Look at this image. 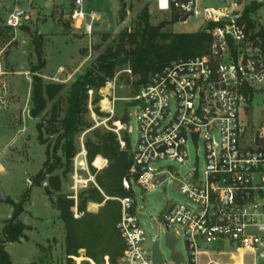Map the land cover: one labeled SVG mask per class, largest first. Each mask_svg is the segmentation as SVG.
<instances>
[{
	"label": "built area",
	"instance_id": "1",
	"mask_svg": "<svg viewBox=\"0 0 264 264\" xmlns=\"http://www.w3.org/2000/svg\"><path fill=\"white\" fill-rule=\"evenodd\" d=\"M207 1L157 0V8L175 10L180 23L202 18L196 30L204 29L212 40L207 53L166 65L133 97L138 138L130 150L132 164L122 179L130 194L114 197L121 205L117 227L126 244L123 264H155L153 246H159L152 240L147 247L149 235L137 214L134 185L146 191L170 178L189 202L168 204L155 222L164 240L167 232L178 237L176 249L180 230L183 233L187 256L180 251L184 258L180 264H199L198 256L208 255V247L225 243L233 249L231 256L239 257L230 264H245L246 253L264 261V116L255 124L252 110L255 93L263 89L264 95V0ZM84 4L85 0H72L68 17L76 29L91 35L95 15ZM32 19L28 9L16 5L6 25L19 28ZM261 107L264 112V100ZM242 112L250 125L242 122ZM215 128L219 140L213 134ZM122 130L129 135L128 124L118 123L116 132ZM119 139L125 147L126 141ZM199 139L205 144L203 177L198 170L181 177L171 166L158 164L164 160L184 163L188 142ZM82 154L86 159L85 150ZM71 197L76 200L74 217L79 218L84 212L77 207V196ZM161 254L157 264H176L171 251L169 258ZM70 257L75 264H97L89 257ZM104 258L110 264L109 257ZM207 264L218 263L209 260Z\"/></svg>",
	"mask_w": 264,
	"mask_h": 264
},
{
	"label": "rangeland",
	"instance_id": "2",
	"mask_svg": "<svg viewBox=\"0 0 264 264\" xmlns=\"http://www.w3.org/2000/svg\"><path fill=\"white\" fill-rule=\"evenodd\" d=\"M122 1L126 4V13L123 18L121 0H85L86 11L95 14L94 30L91 35L72 25L68 17L72 0L0 1V27L3 28L0 35V97H2V100L0 99V198L2 195L9 198L8 202L0 200V235L5 222L17 208L20 210V219L27 225L25 236L20 241L8 243L6 246L12 258V264L66 263L65 227L56 206L57 197L59 194H66L69 197L77 196L78 202V194L89 184L99 188L96 174L108 165V160L99 155L92 162L95 170L89 167L84 132L76 138L79 152L74 157L73 170L64 172L63 169H58L52 172L54 176L60 175L61 189H54L48 179L39 186L33 184V180L46 160V145L41 144L38 139L39 132L36 126L41 117L33 118L30 115L33 87L31 67L43 64L38 74L45 82L70 84L104 50L103 35L111 34L107 40L109 43L124 28H131L134 18L147 0ZM207 2L213 4L212 0ZM16 5L28 9L33 19L19 28H12L6 25V17ZM155 11L157 12L156 9ZM87 19L90 20V17L88 16ZM201 24H203L202 18H192L187 23L173 24L172 29L194 31ZM133 80L131 71L124 69L101 89L102 99L99 101V109L104 113L103 115L95 112V105L91 104V100L89 104L90 119L94 127L99 131L115 133L119 143V137L123 139V134L122 131L118 134L116 129L118 123L122 122L120 118L125 104L133 99L131 93ZM263 100L262 89L253 97L252 110L255 124L263 121L264 112L261 107ZM50 108L51 103L48 104L47 112L42 118L49 119ZM241 120L244 124L250 125L249 117L244 112L241 113ZM125 124H128L130 129L129 137L132 147L136 145L138 138L135 109L130 110L129 120ZM43 132L44 137L49 138L53 145L55 135L46 130ZM213 134L219 140L218 128L214 129ZM84 150L86 159L82 154ZM187 153L188 158L182 164L171 160H164L158 164L171 166V171L178 173L177 175L181 177L191 170H198L199 175L203 177L204 141L202 139L198 142L189 141ZM99 158L102 160L104 158L105 162L102 160L98 162ZM172 181L173 178H170L157 188L146 191L134 185L137 214L149 235L147 247L150 249L152 240L157 241L166 258L170 257V250L165 244L163 233L159 235L155 220L168 204H188L189 202L185 195L175 190ZM46 188H49L52 193L48 194ZM72 211L74 213V207ZM177 249L187 256L181 230ZM207 249L208 255L198 256L199 264H207L209 260L217 261L218 264L239 261V257L234 259L231 256L233 249L226 243L220 247L211 245ZM216 251L222 252L216 253ZM75 256L87 257L84 249ZM243 259L245 264H264L263 260L255 258L252 253H246ZM73 261L76 263L75 259ZM119 263L123 264L122 258Z\"/></svg>",
	"mask_w": 264,
	"mask_h": 264
},
{
	"label": "trees",
	"instance_id": "3",
	"mask_svg": "<svg viewBox=\"0 0 264 264\" xmlns=\"http://www.w3.org/2000/svg\"><path fill=\"white\" fill-rule=\"evenodd\" d=\"M257 6L255 4L254 8ZM121 11L123 18L126 4L122 0ZM249 11L251 8L248 13ZM179 18L175 10L161 11L157 8V0H147L134 18L131 28H124L109 43L107 40L111 34L103 35L104 50L70 84L45 82L38 74L43 64L31 67L33 87L30 115L33 118L41 117L36 126L38 139L41 144L46 145V160L33 184L39 186L48 179L54 189H61L60 175L54 176L52 172L58 169H63L64 172L73 170V160L79 152L76 138L84 132L89 167L95 170L92 162L99 155L108 160V165L96 174L99 188L89 184L78 194L77 207L84 212L81 217L73 216L74 198L66 194H59L57 197L56 206L65 227V264H74L70 256L78 255L81 249L97 264H105L106 255L110 264H120L126 244L117 227L121 205L114 197L130 194L123 187L122 179L127 176L132 164L129 150L131 141L128 132L122 130V137L126 141V148H122L115 133L95 128L90 119L89 104L91 100V104L95 105V112L98 115L104 114L99 109V101L102 99L100 91L121 70L129 69L134 76L131 92L134 97L140 86L166 65L181 58L207 53L211 35L204 29L173 30L172 26L179 22ZM2 31L3 28L0 27V35ZM49 103V119H44L42 116L47 112ZM134 105L133 99L125 104L120 118L122 122H128L129 112ZM44 130L55 135L53 145L49 138L44 137ZM46 192L52 193L49 188H46ZM89 203H99L101 206L98 211L93 212L87 209ZM19 216L20 210L17 208L3 227L0 235V264H12L6 246L8 243L19 242L25 236L27 225ZM83 264L89 263L84 261Z\"/></svg>",
	"mask_w": 264,
	"mask_h": 264
},
{
	"label": "water",
	"instance_id": "4",
	"mask_svg": "<svg viewBox=\"0 0 264 264\" xmlns=\"http://www.w3.org/2000/svg\"><path fill=\"white\" fill-rule=\"evenodd\" d=\"M184 18H182L183 20ZM250 118L253 116L252 110L249 112ZM164 177L161 178V180ZM1 201H7L9 200L8 197L5 195H2L0 198ZM178 242V237L173 233V232H167L166 233V238H165V244L166 246L170 249L171 254H172V259L176 262V264H180L183 262V254L176 249V244ZM162 259V254L160 252L158 244H155L153 246V261L155 264L160 262Z\"/></svg>",
	"mask_w": 264,
	"mask_h": 264
},
{
	"label": "crops",
	"instance_id": "5",
	"mask_svg": "<svg viewBox=\"0 0 264 264\" xmlns=\"http://www.w3.org/2000/svg\"><path fill=\"white\" fill-rule=\"evenodd\" d=\"M48 3H50V2H48ZM90 14H92V13H90ZM93 15H95V14H93ZM100 160H102V158H99ZM105 162V159L103 158V160H102V162ZM105 164V163H104ZM103 164V165H104ZM101 206V204H98V203H90V206H88V210L89 211H93V212H96V211H98L99 210V207Z\"/></svg>",
	"mask_w": 264,
	"mask_h": 264
},
{
	"label": "bare ground",
	"instance_id": "6",
	"mask_svg": "<svg viewBox=\"0 0 264 264\" xmlns=\"http://www.w3.org/2000/svg\"><path fill=\"white\" fill-rule=\"evenodd\" d=\"M96 162H97V161H96ZM96 162H95V163H96ZM98 162H100V159L98 160Z\"/></svg>",
	"mask_w": 264,
	"mask_h": 264
}]
</instances>
